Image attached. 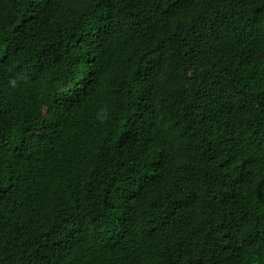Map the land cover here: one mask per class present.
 Instances as JSON below:
<instances>
[{
    "label": "trees",
    "instance_id": "16d2710c",
    "mask_svg": "<svg viewBox=\"0 0 264 264\" xmlns=\"http://www.w3.org/2000/svg\"><path fill=\"white\" fill-rule=\"evenodd\" d=\"M0 264H264V0H0Z\"/></svg>",
    "mask_w": 264,
    "mask_h": 264
}]
</instances>
